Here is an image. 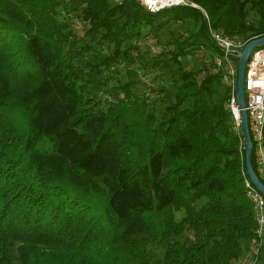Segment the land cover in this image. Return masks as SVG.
<instances>
[{"label":"trees","instance_id":"obj_1","mask_svg":"<svg viewBox=\"0 0 264 264\" xmlns=\"http://www.w3.org/2000/svg\"><path fill=\"white\" fill-rule=\"evenodd\" d=\"M190 1L226 34L264 33V0ZM200 7L0 0V264H233L246 255L257 223L225 62L211 71L180 61L204 48L213 65L221 54ZM62 10L87 21L82 37ZM170 21L189 25L152 62L173 71L174 90L152 88L167 103L138 94V79L108 87L105 74L133 60L132 39ZM44 138L48 150L37 147Z\"/></svg>","mask_w":264,"mask_h":264},{"label":"built area","instance_id":"obj_2","mask_svg":"<svg viewBox=\"0 0 264 264\" xmlns=\"http://www.w3.org/2000/svg\"><path fill=\"white\" fill-rule=\"evenodd\" d=\"M141 5L150 11H157L163 7H170L179 4H191L188 0H137ZM204 15L206 12L202 9ZM209 34L221 54L213 57L212 70L219 68L223 61L224 81L230 86V96L226 103V108L232 115V130L240 136L243 142L240 129V111L241 108L236 96V72H237V54L240 52L246 40H243L236 34H226L216 28L209 27ZM264 35V33H262ZM206 56L210 59L208 52ZM200 49V50H201ZM244 99L247 114V122L250 137L253 143L251 155L257 172L264 178V46H255L249 54L246 61L244 72ZM244 143V142H243ZM246 196L252 203L257 227L255 229V238L250 244L245 256L236 259L233 264H260V252L264 240V197L261 192L245 179Z\"/></svg>","mask_w":264,"mask_h":264},{"label":"rangeland","instance_id":"obj_3","mask_svg":"<svg viewBox=\"0 0 264 264\" xmlns=\"http://www.w3.org/2000/svg\"><path fill=\"white\" fill-rule=\"evenodd\" d=\"M111 1L114 2L115 0H111ZM190 2L191 4H186V5L200 7L197 3L193 1ZM61 15H66L67 17L66 19L70 24V27L72 28L74 34L77 37H82L83 32L87 27L88 23L87 21L81 18L80 12L70 11L68 14H65L64 10H62ZM206 19L208 22L207 17ZM188 25H189L188 22L179 24L178 22L170 21L166 23L164 26H162L161 29L155 34H146L142 37L139 36L132 39V43H136L138 46L137 49L131 50V56L133 60L123 65L120 63L118 64L115 71L112 72L108 71L107 74H105V76L107 77L108 87L115 84H119V82H125L131 79L132 80L138 79L139 82H137L136 84V91L138 94H140L141 96H150L154 98L159 108L162 107L164 104H166L167 103L166 94L159 93L158 91H153L152 88H156L157 86L164 85L167 88H169V90H174V84L173 86L169 84L170 82L169 79L172 78L173 71L171 70V68L170 70H168V68L166 67L159 68L157 65L153 64L152 62L154 61L158 51H160L161 49L165 50L167 43L163 45V41H165L167 38L170 39L173 38L174 34L177 33V29L182 30L183 27H187ZM209 27L215 28L210 24V22H208V32H209ZM142 29L146 31L148 27L144 26L142 27ZM218 30L222 31L221 29ZM93 43L96 44V42ZM108 46L111 47L112 43L108 44ZM257 46H262V44H259ZM97 47L102 50H106L107 43L106 42L99 43L97 44ZM180 61L182 65L189 67L190 70H200V68L207 67L209 68V70L212 71V66H211L212 61L208 59V56H206V52H204L202 49L196 51L195 53L185 54L181 56ZM176 66L177 63L172 64V68ZM128 71H133L134 75L129 74ZM156 73H158L160 77L154 79L155 77L154 75ZM161 77H163L164 80H161ZM93 80L97 81L95 80V77L93 78ZM103 99H107L108 101H113V99H115V96L104 95ZM37 147L40 149L48 150L50 149L51 144L48 138H44L40 143H38ZM162 251H163L162 246H158L155 249L156 256L160 255Z\"/></svg>","mask_w":264,"mask_h":264},{"label":"water","instance_id":"obj_4","mask_svg":"<svg viewBox=\"0 0 264 264\" xmlns=\"http://www.w3.org/2000/svg\"><path fill=\"white\" fill-rule=\"evenodd\" d=\"M264 45V35L255 36L251 39H248L240 49V52L237 54V78H236V96L238 104L241 108L240 111V129L241 135L243 137V142L245 145L244 155H245V166L246 173L249 181L258 189L264 197V183L258 174L255 172L251 159V152L253 148V143L250 137L248 122H247V114L245 109V99H244V72L246 61L249 57L252 49L259 45Z\"/></svg>","mask_w":264,"mask_h":264}]
</instances>
